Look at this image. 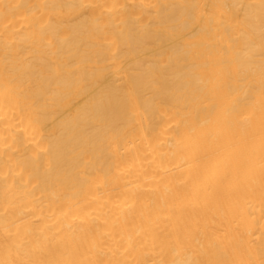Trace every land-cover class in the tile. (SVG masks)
Segmentation results:
<instances>
[{
    "label": "bare ground",
    "instance_id": "1",
    "mask_svg": "<svg viewBox=\"0 0 264 264\" xmlns=\"http://www.w3.org/2000/svg\"><path fill=\"white\" fill-rule=\"evenodd\" d=\"M0 264H264V0H0Z\"/></svg>",
    "mask_w": 264,
    "mask_h": 264
}]
</instances>
